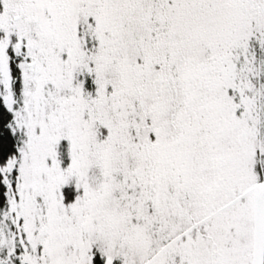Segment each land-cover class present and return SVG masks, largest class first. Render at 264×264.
<instances>
[{
    "label": "snow or ice",
    "instance_id": "snow-or-ice-1",
    "mask_svg": "<svg viewBox=\"0 0 264 264\" xmlns=\"http://www.w3.org/2000/svg\"><path fill=\"white\" fill-rule=\"evenodd\" d=\"M0 264H264V0H0Z\"/></svg>",
    "mask_w": 264,
    "mask_h": 264
}]
</instances>
